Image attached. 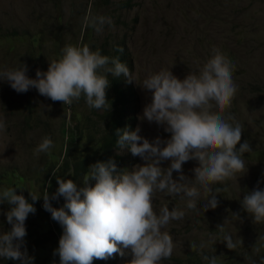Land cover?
<instances>
[{"label": "rangeland", "instance_id": "374dc122", "mask_svg": "<svg viewBox=\"0 0 264 264\" xmlns=\"http://www.w3.org/2000/svg\"><path fill=\"white\" fill-rule=\"evenodd\" d=\"M123 1L126 0H0V71L26 64L27 75L35 78L36 70L47 71L49 62L60 58L66 45H87L96 51L102 45L111 46L125 39L138 98V108L132 102L136 117L133 131L139 126V135L152 142L157 136L167 140L170 133L163 126L140 119L151 93L139 84L161 70H170L182 80L190 72H197L214 49L219 50L234 65L233 80L238 91L225 115H233L243 125L241 143L248 140L252 147L243 156L248 171L223 184L211 185L213 190L221 189L219 205L203 213V189L197 209L192 210L186 207V197L156 193L157 213L165 205L185 212L183 219L173 220L162 229L172 235L175 248L171 258L161 264H208L199 248L202 242L206 245L203 255L216 256L217 262L225 255L235 264H264V223H253L240 203L258 182L264 189V0H129V7L122 6ZM99 18L105 22L92 26V21ZM100 113L87 105L83 95L71 105H63L41 96L34 88L17 93L8 82L0 81V118L6 123V130L0 133V170H12L20 176L23 183L17 189L30 199L29 191L42 197L53 186L55 193L56 176H61L57 167L68 141L65 138L70 130L82 131L79 145L74 148L83 150L91 137L99 136L103 127ZM46 136L54 146L48 153L34 155V149ZM143 163L132 155L127 169ZM169 164L164 161L161 166L167 168ZM197 166L195 160L184 163V174L194 179L192 169ZM173 178H178L176 172ZM42 201L34 202V206L41 209ZM31 219V232L36 236L41 216L31 214ZM47 224L51 228L48 220ZM223 224L225 233L237 243L233 250L221 242L225 233L217 228ZM48 232L43 230L42 239H50ZM56 237L59 246L58 233ZM210 240L214 243H208ZM193 244L197 246L195 250L191 248ZM27 250L34 257L33 264H57L53 254L56 247L52 245ZM192 255L195 260L189 258ZM131 258L127 250L123 257L116 254V264H129ZM0 264L20 262L0 258Z\"/></svg>", "mask_w": 264, "mask_h": 264}, {"label": "clouds", "instance_id": "9594fccd", "mask_svg": "<svg viewBox=\"0 0 264 264\" xmlns=\"http://www.w3.org/2000/svg\"><path fill=\"white\" fill-rule=\"evenodd\" d=\"M97 22L103 24L105 19L92 21V26ZM107 22L111 23L110 19ZM233 70V63L214 49L197 72H190L182 80L170 70H161L149 74L139 84L151 93V101L145 105L140 119L163 126L170 133L167 140L157 136L150 142L139 135V126L134 131L117 129L116 146L120 150L128 148L143 164L131 170H118L113 159L97 161L89 166L82 187L73 179L56 176L55 193L46 191L39 197L29 191L33 203L17 194V188L0 190V204L10 206L4 214L11 225L8 231L0 233V258L33 264L34 257L29 256L26 247L25 222L29 214L36 212L34 202L42 198L44 210L63 229L53 253L58 254L59 264H93L94 259L106 260L116 254L123 257L126 250L132 257L129 264H161L162 260L170 259L175 244L172 235L162 229L173 220L183 219L185 212L175 207L170 210L165 205L157 213L156 193L186 197V207L192 210L197 209L203 189L206 202L202 203V211L199 207L203 213L219 205L217 196L221 189L213 190L211 185L236 179L238 173L247 174L243 156L252 147L248 140L241 143L243 125L233 115H225L238 91ZM27 72L26 64L0 71V81L8 82L17 93L34 88L41 96L63 105H71L83 95L87 105L97 110L109 106L108 74L113 77L123 74L128 82L136 81L119 57L110 58L87 45H66L61 57L49 62L47 71L36 70L35 78H30ZM5 130L6 123L0 118V133ZM53 146L52 139L46 136L34 149V155L48 153ZM190 160L198 162L192 169L194 179L183 171V164ZM164 161H170L167 168L161 166ZM174 172L178 178H173ZM90 181H95L94 186ZM60 197L65 200L63 206L53 207L51 201ZM240 203L253 223H264V189L259 182ZM233 215L240 218L236 213ZM217 229L225 233L224 224ZM221 242L229 250L237 247L227 233ZM205 246L203 242L199 246L202 259L217 264L216 256L203 255ZM196 247L191 245L194 250Z\"/></svg>", "mask_w": 264, "mask_h": 264}, {"label": "trees", "instance_id": "16d2710c", "mask_svg": "<svg viewBox=\"0 0 264 264\" xmlns=\"http://www.w3.org/2000/svg\"><path fill=\"white\" fill-rule=\"evenodd\" d=\"M122 6L129 7V0L123 1ZM122 49V51H121ZM104 54H109L111 57H119L120 60L127 65L130 71H132V64L130 62L129 52L127 51L125 45V39L121 40L117 44L114 43L111 46L102 45L98 49ZM110 80V86L107 89V99L108 107L101 109L100 119L103 122V127L99 131V136L97 138H90V144L84 145L83 150H75L74 147L79 145V139L83 136L82 131L76 132L75 130H70L69 134L65 138V147L62 158L59 160L58 169L60 170L61 178L73 179L78 187L83 186V182L86 176L90 172L89 166L93 165L97 161H108L113 159L117 164L118 170H123L128 168V165L131 162L132 154L128 148H125L126 152L122 153L121 150L116 146L117 141V129H128L133 131V126L135 122V113L133 110L132 102L138 108V98L133 87L132 82H128V79L121 74L119 77H113L111 74H108ZM111 105V108H110ZM81 134V135H80ZM74 142V144H73ZM124 163H127V167H124ZM57 181V180H56ZM23 183V180L18 176L14 171L0 170V190H3L7 187L17 188L18 185ZM95 181H90V184L94 186ZM53 186L49 187L48 192L54 193ZM17 194H23L30 203L33 201L23 192L17 189ZM53 207H62L65 203L64 200H52ZM9 205L6 203L3 204L2 209L4 210L2 219H0V227L2 228V233L8 231L11 228L6 221V213L9 209ZM36 208V218L41 216V225L39 230L36 229V236L31 232V214H29L25 227L27 235L25 237L26 247L33 249V247H42L44 245H52L53 247L58 248L56 245V233L60 237L62 235V227L51 218V214L44 210L43 201L41 204V209ZM49 221L51 228L47 224ZM43 230L49 231L50 239H42ZM41 235V237H39ZM46 240L45 242H43ZM39 244L38 246L35 245ZM47 243V244H46ZM40 250L39 252H41ZM114 255L106 260L94 259L93 264H116V259ZM190 259L195 260V255L189 256ZM54 259L59 264V256L54 255ZM190 264H196V261H193ZM201 264V262H197ZM202 264H205L203 262ZM217 264H235L229 256H220Z\"/></svg>", "mask_w": 264, "mask_h": 264}]
</instances>
